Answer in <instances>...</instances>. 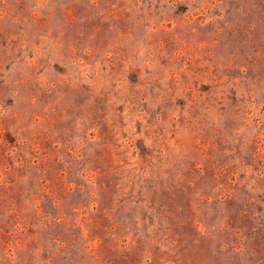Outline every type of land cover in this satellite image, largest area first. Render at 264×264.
<instances>
[{"label":"rangeland","instance_id":"rangeland-1","mask_svg":"<svg viewBox=\"0 0 264 264\" xmlns=\"http://www.w3.org/2000/svg\"><path fill=\"white\" fill-rule=\"evenodd\" d=\"M0 264H264V0H0Z\"/></svg>","mask_w":264,"mask_h":264}]
</instances>
